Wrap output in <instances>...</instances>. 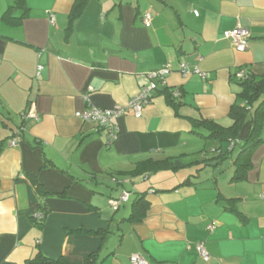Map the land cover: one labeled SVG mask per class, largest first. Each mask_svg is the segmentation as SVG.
Returning <instances> with one entry per match:
<instances>
[{
	"label": "crops",
	"instance_id": "1",
	"mask_svg": "<svg viewBox=\"0 0 264 264\" xmlns=\"http://www.w3.org/2000/svg\"><path fill=\"white\" fill-rule=\"evenodd\" d=\"M16 1L0 0V264H31L38 253L66 264L92 254L95 264H132L133 253L149 264H264V120L253 167L239 181L235 147L250 122L226 141L192 123L232 125L237 74L264 76V0H89L73 23L76 0H23L13 9L19 23L3 21ZM238 25L250 34L244 52L223 36ZM182 62L210 76L184 77ZM164 65L172 67L166 87L183 92L180 115L162 87L141 117L118 118L111 144L76 116L88 107L85 95L100 108L126 105ZM180 155L196 164L132 174L144 160ZM124 191L128 201L114 210L110 198ZM140 194L150 208L131 222ZM37 210L46 213L41 226L32 221Z\"/></svg>",
	"mask_w": 264,
	"mask_h": 264
},
{
	"label": "trees",
	"instance_id": "2",
	"mask_svg": "<svg viewBox=\"0 0 264 264\" xmlns=\"http://www.w3.org/2000/svg\"><path fill=\"white\" fill-rule=\"evenodd\" d=\"M89 0H76L72 10L70 12V22L73 23L79 18ZM23 0H17L13 5H10L8 9L3 13L2 20L13 24H18L20 18L13 14V9L17 6H23ZM240 85L242 87L241 92L238 94L240 101L235 102L230 109V117L233 119L232 125L225 127L214 120H208L204 118H192V123L195 127L205 129L207 131L206 137H213L220 141L235 140L238 139L243 127L250 122L248 134L244 142L241 145V151L237 154L234 159L235 171L233 180L239 181L246 179L249 170L253 167L252 152L258 141L261 126L264 120V99L259 102V105L254 108L255 103L260 100L261 96L264 95V76L257 77L252 72H247L244 77H240ZM180 89V88H179ZM161 91V90H160ZM162 91L166 95L167 101L176 110V114H179L178 108H180L183 95L182 90L181 96L176 97L173 94V89L163 87ZM201 134V132H200ZM0 140V152L2 150V142ZM195 161H187L185 155L178 157H168L162 160L148 159L139 162L132 174H142L147 172H156L160 170H172L177 171L187 168L191 165H195ZM114 177V176H113ZM186 183V182H185ZM230 205L233 203V199L229 200ZM150 208V202L146 199L144 194L138 195L132 204V211L129 216V221L140 222L142 221ZM230 208H234L233 205ZM44 213V212H43ZM46 213H44L45 215ZM46 217V215H45ZM43 220H38L32 215V221L41 226L44 223ZM100 231H98L99 233ZM96 255L92 254L86 261V264H95ZM93 258V260L91 259ZM31 264H66L63 258L54 260L48 258L41 253H38L34 258L30 260Z\"/></svg>",
	"mask_w": 264,
	"mask_h": 264
},
{
	"label": "built area",
	"instance_id": "3",
	"mask_svg": "<svg viewBox=\"0 0 264 264\" xmlns=\"http://www.w3.org/2000/svg\"><path fill=\"white\" fill-rule=\"evenodd\" d=\"M198 14L197 11H195ZM51 22L54 21V15L50 14ZM144 24L145 26H151V14L146 13L144 16ZM224 38L228 39L232 46L239 52H244L248 49L250 34L247 29L238 25L236 28L232 30H227L223 34ZM42 66L39 67L38 74H40V70ZM179 71L184 77L189 76L190 74H198L201 78L207 79L210 75L208 72H202L198 67L191 68L188 63L182 62L178 66ZM172 71V67L170 65H164L162 68L152 71L148 74L150 79V83L148 85H144L140 92L136 94L133 98L129 100L126 105H116L112 108H100L95 106L90 102L88 95H85L86 100L88 101V107L85 111L76 112V116L83 120H91L95 122L101 129L106 133L107 143L111 144L117 140L121 128L118 123V118L122 115L132 113L135 117H141L143 115L144 107L151 101V98L154 94L161 90L162 87L166 86V78L170 75ZM246 74L245 71H240L237 74V77H244ZM173 94L176 97L181 96L180 89H174ZM34 113L30 110L27 113V116H33ZM16 141H12V145H15ZM129 199V192L124 191L118 197H112L109 200L111 207L114 210H118L121 205L127 202ZM35 218L38 220H43L45 215L42 211L37 210L34 214ZM215 228V224L212 223L208 226L209 230H213ZM39 243L40 241L37 240ZM196 250L199 255L206 261L210 259V254L205 246L203 241H200L196 244ZM130 261L132 264H149L147 258L141 253H133L130 256Z\"/></svg>",
	"mask_w": 264,
	"mask_h": 264
},
{
	"label": "rangeland",
	"instance_id": "4",
	"mask_svg": "<svg viewBox=\"0 0 264 264\" xmlns=\"http://www.w3.org/2000/svg\"><path fill=\"white\" fill-rule=\"evenodd\" d=\"M227 145H228V144H225V143H224V146L227 147ZM235 148H236V150H237L236 153H235V156H237V154H238L239 151H240V150H239V146H236ZM234 158H235V157H234ZM126 204H129V203H126ZM126 204H125V205H126Z\"/></svg>",
	"mask_w": 264,
	"mask_h": 264
}]
</instances>
